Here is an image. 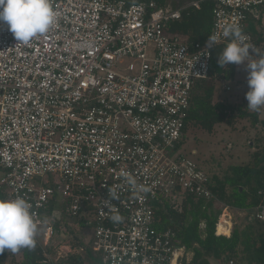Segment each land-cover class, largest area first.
I'll return each instance as SVG.
<instances>
[{
	"label": "built area",
	"instance_id": "1",
	"mask_svg": "<svg viewBox=\"0 0 264 264\" xmlns=\"http://www.w3.org/2000/svg\"><path fill=\"white\" fill-rule=\"evenodd\" d=\"M205 3L213 46H226L225 26L238 24L257 51L247 19L264 0H52L57 25L27 45L0 25V191L32 205L46 264L85 251L48 252L62 213L90 229L85 248L104 264L189 263L192 253L156 228L155 213L184 195L214 198L181 143L193 83L209 78L210 48L167 32L184 9ZM124 173L150 191L130 187ZM111 192L118 224L103 203ZM56 201L61 208L47 214ZM253 217L264 224V204Z\"/></svg>",
	"mask_w": 264,
	"mask_h": 264
},
{
	"label": "trees",
	"instance_id": "2",
	"mask_svg": "<svg viewBox=\"0 0 264 264\" xmlns=\"http://www.w3.org/2000/svg\"><path fill=\"white\" fill-rule=\"evenodd\" d=\"M184 1L187 2V0ZM184 1L182 0L183 3H185ZM172 2L174 1L172 0ZM178 3L174 2L173 5L177 6ZM212 9V3H205L199 9L193 7L184 9L179 21L167 25V32L182 37L190 44L207 46L208 38L211 35ZM251 33L257 47L261 41V39L256 41L259 32L257 29H253ZM224 47L213 46L210 48L209 78L193 83L188 117L185 121L181 143H183L184 134L189 124L210 133L216 125L222 123L231 125L235 119L237 111L231 104L212 102L215 89L214 81H230L235 75L236 65L220 68L217 63L218 55ZM256 53L257 51L253 54ZM238 110V118L250 117L252 124L255 125L257 122L255 113L250 115L245 109L238 108ZM230 171L231 174L222 179L217 176L210 177L208 174V187L214 196L213 199L204 200L184 195L176 203V206L166 202L156 210V228L160 231L171 229L175 234L176 241L192 253V258L187 264H264V232L256 229V225L244 230L234 227L231 233L224 229L222 233L218 226L216 229L223 208L228 207L253 214L257 207L264 204V157L262 159L256 156L252 164L231 167ZM3 172L0 169V173ZM0 200H8L6 191H0ZM219 204L222 207L218 206ZM60 208L61 204L57 201L52 202L46 213L51 214L54 209ZM68 220L70 221L62 213L60 219L53 223L52 240L55 235L62 233L65 236L63 240L65 245L77 250L84 248L85 251L69 254L59 263L84 264V259L90 257L92 253L85 248L83 238L78 237L77 232L85 227L82 220L78 224L70 223ZM253 220L258 222L254 217ZM200 224L204 225L202 229ZM215 231L218 235L215 234ZM48 252L52 256L56 254V250L51 246L48 248ZM16 255L22 258L20 264H46L41 247L37 242L32 250L21 249L15 254L8 250L0 252V264H5L7 259H15ZM95 259L93 264H104L98 257Z\"/></svg>",
	"mask_w": 264,
	"mask_h": 264
},
{
	"label": "clouds",
	"instance_id": "3",
	"mask_svg": "<svg viewBox=\"0 0 264 264\" xmlns=\"http://www.w3.org/2000/svg\"><path fill=\"white\" fill-rule=\"evenodd\" d=\"M57 13L52 0H0V25H6L8 31L20 45H27L33 40L45 37L57 25ZM223 36L230 42L218 55L220 68L228 65H246L247 85L249 91L245 94L247 109L256 112L264 107V56L252 60L251 44L246 43L247 37L238 24H229L223 30ZM216 37L208 38L207 46L213 48ZM255 53V52H254ZM126 183L133 189L149 192L146 186L137 185L136 179L129 173L123 174ZM115 192L110 198L103 200L104 207L114 209L110 216L113 223L123 221L119 210L112 205L111 200H118ZM32 205L22 196L15 199L0 200V252L5 250L15 254L21 249L32 250L36 246L39 225L32 214Z\"/></svg>",
	"mask_w": 264,
	"mask_h": 264
},
{
	"label": "rangeland",
	"instance_id": "4",
	"mask_svg": "<svg viewBox=\"0 0 264 264\" xmlns=\"http://www.w3.org/2000/svg\"><path fill=\"white\" fill-rule=\"evenodd\" d=\"M169 1L172 2V0ZM173 1L175 3L179 2L178 5L184 4L182 0ZM174 2H172V4H174ZM250 15L252 16H250L247 21L248 32L251 33L253 29H257L259 36H256V41L261 39L257 46V53L250 54L253 55L251 59L255 60L259 55L264 56V6L254 10ZM247 75L246 65H236L235 75L232 80L214 81L215 89L212 102L229 103L235 108V111H237L231 125L225 123L216 125L210 133L193 124H189L186 128L183 139L184 147L187 152H195L192 158L199 164L200 168L205 171V173L210 175V177L217 176L219 179H222L224 176L231 174V167L246 166L252 164L256 156L262 159L264 157V107H261L256 112L247 109V100L245 99V94L249 91ZM225 85L230 88V91L224 89ZM238 108L247 110L250 115L255 113L257 115V122L255 125L252 124L250 117L245 119L238 118ZM218 206L222 207L221 204ZM222 217H226L228 220L227 224L230 232L234 227L239 230H244L255 225L256 229L260 230V232H264V224L255 222V220H253V214L248 211H239L225 207L218 218L217 223L220 225ZM69 222L73 223L71 220ZM77 234L78 237L80 236L83 238L84 242L90 239L89 236L91 231L90 229H85L77 232ZM64 239L65 236L62 233L57 236L55 235L51 242V247H54V249L60 247L61 251H66L64 248ZM191 258L192 255L189 254L187 259L191 260ZM21 261L22 258L16 255L13 260L7 259L5 264H20ZM84 261V264H93L96 259L90 256L84 259Z\"/></svg>",
	"mask_w": 264,
	"mask_h": 264
},
{
	"label": "bare ground",
	"instance_id": "5",
	"mask_svg": "<svg viewBox=\"0 0 264 264\" xmlns=\"http://www.w3.org/2000/svg\"><path fill=\"white\" fill-rule=\"evenodd\" d=\"M226 213V212H225ZM222 219V222H221V225L220 224H218V227H219V229H220V231L223 233V229L225 230V231H228L229 230V226H228V224H227V222H228V220L226 219V217L225 218H221ZM229 224L231 225V223L229 222Z\"/></svg>",
	"mask_w": 264,
	"mask_h": 264
},
{
	"label": "crops",
	"instance_id": "6",
	"mask_svg": "<svg viewBox=\"0 0 264 264\" xmlns=\"http://www.w3.org/2000/svg\"><path fill=\"white\" fill-rule=\"evenodd\" d=\"M250 16H252V15H249V17H250ZM249 17H248V18H249ZM247 21H248V19H247ZM247 31H248V26H247ZM230 230H231V229H230ZM230 233H231V232H230Z\"/></svg>",
	"mask_w": 264,
	"mask_h": 264
}]
</instances>
